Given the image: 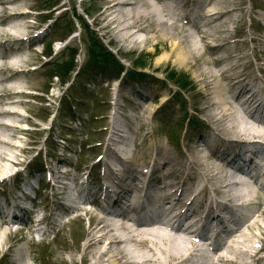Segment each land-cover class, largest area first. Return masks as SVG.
Here are the masks:
<instances>
[{"label":"bare ground","instance_id":"obj_1","mask_svg":"<svg viewBox=\"0 0 264 264\" xmlns=\"http://www.w3.org/2000/svg\"><path fill=\"white\" fill-rule=\"evenodd\" d=\"M17 1L0 0V105L3 108L0 111V118L9 116L13 121L17 119L19 123H25L28 119L12 107L22 106V108L25 107V111H32L24 94L18 90L21 88V80L28 79L30 75L39 74V71L30 74L26 69L29 61L32 60L31 55L35 53L33 45L40 39L38 33L40 24L33 26L34 24L27 21L25 15L20 12L10 15L5 6L14 7L13 10L18 11L20 6ZM81 5L85 14L91 19V23L102 33V37L110 44L115 42L119 50L126 44L137 43L138 39L135 36L142 34L145 36L143 43L152 46L153 53H156L157 45L161 46L162 54L154 61L156 67L172 62L180 68H195V81L188 74L182 75L184 92L192 99V92L200 87V90L195 93L198 98L196 101L194 98V103L197 104L196 111L204 115L207 128L198 134L203 151L196 149L198 146L194 143L193 136H187L185 140L187 154L172 153L161 143L156 146L150 143V148H144L142 144L145 138H143V141L139 145L136 144L129 153L130 161L127 159L123 160V163L118 161L122 164V170L118 171L119 177L115 178L114 167L109 163L105 164L104 173L97 177L88 170L81 199L86 200L92 197L95 204L103 208V212L120 209L125 197L132 191L129 186L136 185L137 193H143L145 200L138 204L137 201L131 200V194L125 201L127 206L131 202L132 208L136 207L134 214L137 221H146L143 217H147L148 220H152L151 222H158L161 220V206L170 204L165 192H172L174 205L180 206L179 208H183L185 205L182 204L189 202L188 207L184 208L185 211H179L180 215L198 208L204 213V219L219 222L216 225L219 231L226 217L229 215L235 217L240 208L252 207L249 199L252 195L247 193L244 195L245 191L241 192L242 184L236 181L231 173L224 171V163L256 173V164L262 162L264 158V155L260 156L261 152H264V143H262L264 142V122L255 117H264V89L256 80H244L250 68L248 62L250 60H254L258 65V71L264 73V2L263 8L259 11L253 9L250 12L259 17L252 19L256 34L252 39L255 48L251 55L245 52V41L238 44L227 38L228 24L239 23L246 12L245 0H189L185 10L182 8L183 0H83ZM178 11L183 14L180 16ZM11 21H22L23 24L12 26ZM239 27L243 28V24ZM86 43L98 48L100 46L98 35L95 32L89 33ZM200 47L201 50H199ZM221 49L223 52L216 54L215 51ZM24 51H27V55L23 53ZM213 52L214 56H212ZM138 77H141L139 84L133 82L127 86L129 91L127 95L133 97L135 101L131 100L129 103L134 106V110H138L134 123L130 127L135 140L140 136V126L142 128L143 125L147 126V129L150 126L147 120L155 112V107H145L150 98L147 94L152 92L151 87L156 90L158 85H153L150 79ZM34 84V81L27 80L22 85L27 89L32 88ZM121 98L125 99V96ZM164 98L165 95L161 97V103L164 102ZM238 101L243 107L238 104ZM145 115L149 118L147 119ZM127 120V117L122 119L116 126L118 128L126 126ZM136 120L143 125L140 124L137 127ZM0 127L2 130L0 147H6L10 145L15 131L3 121L0 122ZM19 127L21 134L22 128ZM111 133L115 135L114 131ZM110 141H113L111 137L108 138V142ZM32 144L33 142L30 143ZM24 147L20 141L15 146L26 156L29 148ZM105 150H107L106 157L109 154L113 157L116 155L111 143L107 144ZM145 155L149 158L152 155L158 157L159 161L147 167H141L145 168V174H142V169H139L142 164H134V162ZM10 160V157L3 156V161L6 163L0 165V180L6 178L4 174L9 170L7 165L12 161ZM35 169L39 170L40 165L36 164ZM263 173L264 171L259 177H262ZM41 176L42 172L29 170L21 174L6 192L0 189V214L16 223L24 221L28 215L24 202L31 200ZM199 179L208 187L201 188ZM116 183L120 184L121 189L115 196L107 194L106 187ZM1 187L4 189L8 186ZM160 191L164 192V195H161ZM60 194L63 193L55 195L58 196L55 204L56 212L64 213V206L60 204L64 197ZM151 195L155 196L151 197ZM245 197L248 201L244 200ZM82 203L77 202L79 205H74L77 211L81 210ZM96 205H94L95 210H89L83 216L76 218L87 217L89 225L86 227L82 225V222L80 223L82 244L76 250L65 251L71 253V264L194 263L191 259L189 242L174 235H166L168 233L160 230V227L153 228L152 231L148 230V225L144 224L133 230L121 225L119 231L114 233L116 228L107 221V214L103 215ZM261 208L260 202L255 211ZM220 210L228 212L222 218H218L215 212ZM262 212L257 218L264 221ZM257 218L251 223L247 222L249 219L246 221L241 219L242 224L246 226L242 231L234 233V245L226 249L225 254L219 258L218 264L264 263L259 256L260 252L264 251V236L260 235L264 234V228L258 224ZM227 225H230V222L224 224L222 229ZM254 228L258 229L254 231L260 233L256 234L259 236V242H254L259 243L258 247L238 246L240 239L245 241L247 238L253 239ZM28 233L31 235L32 230L28 229ZM124 234L126 238L123 237ZM4 235L5 239L0 240V247H3L11 236L6 233ZM69 236L70 234L67 235ZM102 245L106 246L105 251L100 250ZM0 253H3L2 248ZM231 254L234 257L230 258ZM77 257H79V263H77ZM4 258L8 260L5 264H26L22 249L15 259L5 256ZM245 259H249L250 262L247 263ZM57 263L66 264L59 256Z\"/></svg>","mask_w":264,"mask_h":264},{"label":"rangeland","instance_id":"obj_2","mask_svg":"<svg viewBox=\"0 0 264 264\" xmlns=\"http://www.w3.org/2000/svg\"><path fill=\"white\" fill-rule=\"evenodd\" d=\"M263 2L264 0H245L246 12L243 14V18L239 23H229L227 27L229 31L227 38L238 44L245 41V52L249 55L255 48L252 39L256 32L252 25V19L257 16L250 12L253 9L259 11L263 8ZM17 4L20 6V10L16 12H27L25 15L27 21L34 24L33 26L40 24L39 31L45 28H47V31L36 42L35 49L37 52L31 55L32 60L29 61L27 68L30 74L37 71H39V74L30 75L28 79L21 80V88L18 90L19 92L24 91L22 93L32 111L27 112L24 109L25 107L22 108V106L12 107L13 110L20 111L21 115L27 118L28 121L19 123L17 119L13 121L9 116L4 119L0 118V122L7 123L15 131L10 145L0 147V165L5 163L3 161L4 155L6 158L14 156L15 159H19L21 150L18 151L15 148L16 144L12 143L13 140L16 139L17 141L19 139L23 145H29L28 143L33 142L32 145L28 146L26 158L21 160L20 163L27 162V159L30 161L36 153H39V161L42 163L46 165L51 163L60 170H66L67 174L63 176L64 180L61 181L67 184V187H70L73 191L83 189L81 185H76L77 180L80 178V172H84L86 166L89 168L93 166L98 156L108 161L103 155H107L105 148L110 133L106 131V133L101 134L100 130L109 127L108 117H110L111 111L113 110L114 116L117 118H130V125L134 123V118L137 116L138 110H134V106L129 103L134 98L127 95L129 93L127 86L133 84V82L139 84V81H141V77L137 75L132 77L127 74V72H136L135 64L145 68L137 72L145 73L147 75L145 78L150 79L153 85L158 84L156 90L151 87L152 92L147 94L150 98L145 107H155V112L150 115V118L145 115L147 119L149 118L147 122L149 121L150 126L147 129V126H144L142 122L139 123V120L135 122L137 127L140 124L143 125V128L142 126L139 128L141 132L138 141L141 143L145 138L146 142L144 141L142 144L144 148H150V143L154 146L161 143L165 149L172 153L187 154L185 140L189 135V137L193 136L194 143L198 146L196 149L203 151L202 143L198 140V134L203 130H207L205 117L196 111L197 104L194 103V98L195 101L198 98L195 93L200 90V87L192 92V99L187 93L177 92L179 89L177 80L182 81L183 74H188L193 81L196 80L195 68H180L172 62L156 67L154 61L162 54L160 51L161 46L157 45L155 48L156 53H153L152 46L143 43L145 36L142 34L135 36L138 39L137 43L126 44L119 50L115 42L110 44L102 37V33L86 16L79 0H18ZM187 6V0H183L182 8L185 10ZM50 7L53 8L51 17L45 19L41 24L44 18L40 17L49 13L41 12V10ZM9 8L13 9L14 7L10 6ZM178 14L181 16L183 12L178 11ZM79 20L98 35L99 47L102 52L97 53L99 51L93 46L87 47L85 43L87 36L85 31L80 30ZM242 24L243 28H240L239 26ZM68 34L70 35L66 38ZM55 40H64V42L57 46L51 45L52 41ZM46 47H48L49 55H51L49 58L40 55L44 53ZM56 47L65 50H61L57 54ZM92 47L96 51H92ZM166 50L168 49L166 48ZM199 50H201V47ZM215 52L219 54L223 52V49ZM91 53L92 57H90ZM93 54L96 56L98 63L89 66L88 62L92 61ZM101 56L105 57V61L100 62L98 60ZM212 56H214V52ZM36 59L37 62H35ZM69 59H72V62ZM248 62L250 68H248L246 76L259 82L262 89H264V73L258 71V65L254 60ZM69 64H71L70 67H74L73 72L69 75V83L64 87H59V81L52 79V75H57L65 68L69 69ZM118 68L124 73L115 81L114 78L116 79L119 73H117ZM27 80L35 82L32 88L26 89L22 85ZM117 95L120 96L119 99H116ZM163 95H165V98L164 102L161 103ZM62 96L64 97L62 98ZM124 96L125 99H122L121 97ZM114 103L117 108H114ZM2 110L3 108L0 105V111ZM16 125L21 126L19 128H24L21 134ZM37 131L40 133H37ZM0 133L2 134L1 129ZM172 135L174 136L171 137ZM98 144H102V146L96 149L95 147ZM206 154L208 155L207 150ZM152 157L155 156L152 155L148 158L145 155L136 160L134 164L143 165L147 160H150L153 164L158 157L154 160ZM142 165L139 168L140 170ZM92 173L93 175L96 174L94 169ZM251 199L254 203L258 200L255 197ZM90 209L93 210L91 206ZM262 213V216H264V207ZM87 219H78L65 226L59 233L45 235L47 244L34 246L33 248L29 247L30 257H34L35 260L30 259L28 264H58L57 259L61 251L62 261L70 264V254L65 251L75 250L81 244L80 233L82 225L88 226ZM257 222L264 228V221L257 218ZM254 230L258 229L254 228L252 230L255 234L253 239L247 238L246 241L240 239V245L238 246L242 248L255 246L254 242H259V236L256 235L259 232ZM68 234H70L69 237H67ZM260 235L264 236V234ZM261 256H264V252L261 253ZM229 257L232 258L234 255L231 254ZM7 261V259L0 258V264H5ZM245 261L250 262L249 259H245Z\"/></svg>","mask_w":264,"mask_h":264}]
</instances>
